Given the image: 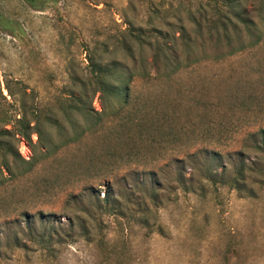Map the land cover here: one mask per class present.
<instances>
[{"label": "rangeland", "instance_id": "rangeland-1", "mask_svg": "<svg viewBox=\"0 0 264 264\" xmlns=\"http://www.w3.org/2000/svg\"><path fill=\"white\" fill-rule=\"evenodd\" d=\"M238 1L258 40L223 0H0V114L56 147L0 154V264H264V0Z\"/></svg>", "mask_w": 264, "mask_h": 264}, {"label": "trees", "instance_id": "trees-1", "mask_svg": "<svg viewBox=\"0 0 264 264\" xmlns=\"http://www.w3.org/2000/svg\"><path fill=\"white\" fill-rule=\"evenodd\" d=\"M32 9L36 11H41L44 2L46 0H24ZM261 0L260 2H262ZM234 3V4H233ZM238 0H234L232 2H227L226 0H223V5L227 8L229 7L232 11L228 10V12H223V18L225 20H228L229 24L233 23L235 27V31L239 29L240 26H242L243 29L248 30L250 32V36H254L255 40H258L260 38V35L256 33L253 35V32L256 30V26L254 21H252L248 16L247 13L248 11L244 10L243 8L241 9L239 5ZM12 22L5 18L1 13H0V27L3 30L8 31L11 34H14L13 29L10 27V24ZM226 27V26H225ZM253 32L251 33V31ZM18 31L22 32V29L18 27ZM219 51L218 52V57H223L226 55H232L236 51L234 49L224 52ZM156 64V61L154 65ZM109 68H104V74H107L110 70ZM178 69V66H175L172 68L171 71H175ZM92 74L94 75V78L98 80L97 82L101 86V89L104 88V84L102 82H99V77L97 74L100 76L103 74L102 71H93ZM128 80L130 79L129 77L127 78ZM5 89L9 93L10 96H12L11 89L9 85H5ZM113 95H116V98L121 96L122 103L126 105L128 103V98H129V87L128 85H125L122 90L117 89V94L115 93V89H112ZM121 94V95H120ZM19 113L15 118L9 117L6 115H3L2 113L0 114V154L5 158L6 155L9 153L10 155H13V157H19L17 154L14 145L11 143L12 140L16 141V137H20L24 139L27 143H31V138L30 135L31 133H35L37 136V142L40 144V147L43 148L44 156H48L52 151L56 149V147H52L50 142L47 144L44 143L45 139L43 138L42 135V130H41V121H50L51 119L47 117L45 114H43L38 107H33L31 109H28L25 105L24 100L19 101ZM10 126L11 128L8 129L7 127ZM262 138H264V131L262 132ZM35 161V157L32 158V162ZM7 163H4V170L9 171V168L6 165Z\"/></svg>", "mask_w": 264, "mask_h": 264}]
</instances>
